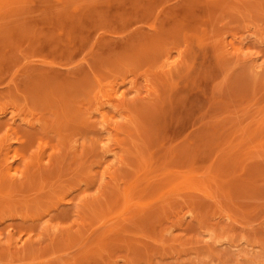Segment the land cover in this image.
<instances>
[{
  "label": "rangeland",
  "instance_id": "1",
  "mask_svg": "<svg viewBox=\"0 0 264 264\" xmlns=\"http://www.w3.org/2000/svg\"><path fill=\"white\" fill-rule=\"evenodd\" d=\"M0 264H264V0H0Z\"/></svg>",
  "mask_w": 264,
  "mask_h": 264
}]
</instances>
